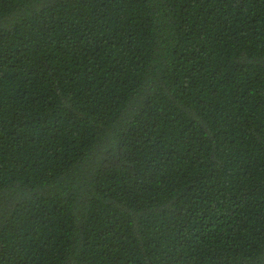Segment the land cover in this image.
I'll return each mask as SVG.
<instances>
[{
	"label": "trees",
	"instance_id": "1",
	"mask_svg": "<svg viewBox=\"0 0 264 264\" xmlns=\"http://www.w3.org/2000/svg\"><path fill=\"white\" fill-rule=\"evenodd\" d=\"M0 264H264V0H0Z\"/></svg>",
	"mask_w": 264,
	"mask_h": 264
}]
</instances>
